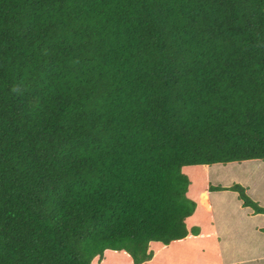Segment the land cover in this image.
I'll return each mask as SVG.
<instances>
[{
  "label": "trees",
  "instance_id": "1",
  "mask_svg": "<svg viewBox=\"0 0 264 264\" xmlns=\"http://www.w3.org/2000/svg\"><path fill=\"white\" fill-rule=\"evenodd\" d=\"M250 159L264 0H0V264H219L199 195L264 206L206 167Z\"/></svg>",
  "mask_w": 264,
  "mask_h": 264
},
{
  "label": "crops",
  "instance_id": "2",
  "mask_svg": "<svg viewBox=\"0 0 264 264\" xmlns=\"http://www.w3.org/2000/svg\"><path fill=\"white\" fill-rule=\"evenodd\" d=\"M229 163L224 165L218 163L220 164L218 166L215 163L212 167L208 165L207 182L212 185L231 186L239 181L248 187V192L250 194L252 192V196L253 192L256 194V188L247 175L252 171V167L264 165V161L250 159L240 164L236 161ZM240 166L245 173L233 175L232 168ZM204 192L208 196L207 205L201 203L200 195L198 200L205 211L209 212L213 221V232H209L207 236L211 238L219 264H264V231L262 230L264 213H256L251 206H245L237 191L230 189L212 191L206 188ZM249 216L257 218L258 221L248 226ZM209 264H217V262L210 261Z\"/></svg>",
  "mask_w": 264,
  "mask_h": 264
},
{
  "label": "rangeland",
  "instance_id": "3",
  "mask_svg": "<svg viewBox=\"0 0 264 264\" xmlns=\"http://www.w3.org/2000/svg\"><path fill=\"white\" fill-rule=\"evenodd\" d=\"M261 160H263V159H261ZM248 161V160H247ZM264 161V160H263ZM215 164V163H214ZM220 164H222V165H224L223 163H220ZM220 164H216L217 166L218 165H220ZM229 164H233V163H229ZM237 164H240V162H237ZM242 165H244V164H242ZM210 167H212V164L211 165H209ZM208 166V167H209ZM230 166V165H229ZM187 168V170H186V173L187 174H189V176H191V177H193V173H194V168L193 167H191V166H187L186 167ZM252 168H254V167H252ZM254 171H251L250 173H249V175H247V177H249V179L253 182V185H254V187L256 188V194H255V192H253V196L251 195L252 194V192H251V196H252V198L254 199V200H257L261 205H263L264 206V203H262V202H264V165H263V169H253ZM255 170H257V172H255ZM198 171V172H197ZM196 171V173H199V174H202L203 173V171H201V170H197ZM232 171H233V175L235 174V173H238V174H241V173H245V171L243 170V168H242V166H240V167H235V168H232ZM199 174H198V176H199ZM246 174H248V172L246 171ZM206 177H207V175H206ZM198 178H201L200 176L198 177ZM195 178L193 177V179L192 180H194ZM236 182H238V183H242V182H239V181H236ZM202 183V181H197V180H194L193 181V186L191 187V188H193L194 187V191H195V189H197L198 190V188H200V184ZM243 184V183H242ZM197 185V186H196ZM201 188H202V186H201ZM260 197H262V199H259ZM207 203H208V198H205V200H204V204H206L207 205ZM258 221V219L256 218V219H254L252 216H249L248 217V226H250V225H252L253 223H256ZM170 250L172 249V248H169ZM170 250H168V249H166L165 251H164V257L166 256V255H169V251ZM96 261V260H95ZM165 261H166V264H170V261H171V259H170V256H168L167 257V259H165ZM96 264V263H95ZM121 264H127V262L125 263V262H123V261H121Z\"/></svg>",
  "mask_w": 264,
  "mask_h": 264
}]
</instances>
